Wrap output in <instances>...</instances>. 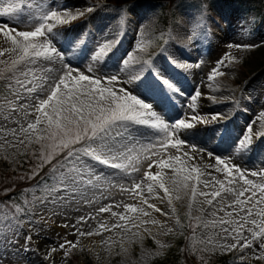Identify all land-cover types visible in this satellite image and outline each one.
I'll return each mask as SVG.
<instances>
[{"label": "rangeland", "instance_id": "obj_1", "mask_svg": "<svg viewBox=\"0 0 264 264\" xmlns=\"http://www.w3.org/2000/svg\"><path fill=\"white\" fill-rule=\"evenodd\" d=\"M207 1L184 2L176 18L166 22L165 14L169 13V7L161 8L154 0H129L127 4L120 5L114 4L115 0H0V11L10 4L16 8L10 15L0 16V25L6 24L18 31L34 30L43 22L42 16L50 11L72 15L83 13L68 23L54 25L53 32L49 34L54 46L68 53L72 52V43L84 42L75 54H66L65 60L85 74L119 75L121 81L116 87L132 88L139 98L155 107L166 123L178 118L190 119L192 115L208 121L197 124L188 133L181 132L179 138L186 143L180 146L179 152L168 148L165 155L183 156L182 149L190 146L189 151L215 161L219 157L230 167L238 166L246 179L259 181V177L250 173H264V137L255 136L246 152H238L235 148L249 125L257 134L264 133V0H259L263 2L261 8L249 10L239 7L226 10L220 3ZM47 23L54 22L49 20ZM221 25L237 28L238 37L220 33ZM108 41L114 43L113 51L101 64H92L93 73H89L92 51L98 42ZM11 47L10 41L0 33V50ZM130 53L140 61L151 59L156 71L167 77L179 93L167 92L147 67L136 84L124 83L129 77L121 70V62ZM11 58L9 52L0 57L9 62ZM173 60L188 67H177ZM220 61L223 65L218 63ZM216 68L222 74L210 80ZM21 70L34 72L39 84L41 76L58 78L63 72V62L60 59L40 60ZM28 79L32 80L33 76L29 75ZM9 84L14 87L9 88ZM18 92L23 98L17 99ZM197 92L200 95L193 101L191 98ZM37 95H43L39 89L32 93L33 97ZM27 103L28 94L16 88L14 80L0 85L2 175L21 172L29 167L45 171L54 160L41 167L40 145L34 140L29 143L19 131L21 125L26 127L27 121L35 120V114L26 119L25 110L20 108ZM210 103L222 107L208 113L205 105ZM241 113L246 116L245 120L241 119ZM211 114H220L222 120L212 121ZM13 129L16 130L15 135ZM193 134H199L204 141L223 143L221 152L210 150ZM132 136L133 139L122 149L125 152L122 162L127 165L126 169H112L84 158L94 169L93 175L85 174L84 179H92L93 182L82 185L80 193L61 200L57 197H63V191H50L58 186L60 174L65 172L63 169L54 177L55 180H43L28 192L18 194L15 200L0 205V264H76L82 253L89 256L91 264H160V261L188 264V253L195 254L200 264H211L217 258L227 264H264V259L256 258L260 255V240H256L251 248L243 249L239 255L236 254L239 247L235 251L224 248L234 241L224 239L226 234L219 223L213 226L224 217V212L217 210L219 198L214 202L215 208L204 203V197L200 196L197 197L198 202H193L190 207V191L186 194L184 190H170L166 196L157 187L152 195L142 193L147 203L130 191L137 179L143 181L146 171L155 173L159 170L166 177L172 175L171 169H157L153 164L158 157L151 152L147 156L143 153V146L149 142L157 144L165 133L149 126H134ZM149 164H153L151 169ZM218 167L223 168V165ZM96 176L100 179L96 180ZM215 176L223 179L222 172H216ZM121 185L129 191H123ZM7 188L8 183L0 181V190L6 191ZM201 190L207 191L198 185V191ZM125 204L143 207L149 215L128 213L126 215L138 217L131 223L120 221L118 216L113 217L112 212L125 211ZM148 204L160 211L148 208ZM109 205L112 206L111 211L99 212L101 207ZM213 212L216 215H212ZM81 217L88 218L87 222L80 220ZM102 223L107 224L110 230L101 229L100 234L91 236L80 235V232H94ZM117 223L125 227L112 228ZM245 235L249 234L245 232ZM43 244L48 249H40ZM62 244L64 248L60 247ZM33 254H38L39 259L35 262L31 259Z\"/></svg>", "mask_w": 264, "mask_h": 264}, {"label": "snow or ice", "instance_id": "obj_2", "mask_svg": "<svg viewBox=\"0 0 264 264\" xmlns=\"http://www.w3.org/2000/svg\"><path fill=\"white\" fill-rule=\"evenodd\" d=\"M15 10V5L10 4L0 11V16L10 15ZM82 14L78 13L77 15ZM77 15L50 11L42 16L43 22L34 30L18 31L9 28L6 24L0 25V33L12 45L11 48L0 50V57H3L6 52L12 54L10 62L0 59V66H2L0 67V80H14L15 87L28 94L29 103L20 106L25 110L26 119L29 115L35 114V120L27 121L26 127L21 125L19 131L28 139L29 143L34 140L40 145L41 167L63 154L62 158L53 164V169L64 168L65 172L60 174L58 186L51 188L50 191L52 193L63 191L64 196L57 197L62 200L70 198L73 193H80L82 185L92 184V179L85 180L84 176L85 174L93 175L94 169L84 158L112 169H126L127 165L122 162L125 156L122 149L126 148L127 143L133 139L134 126H149L165 133V137L158 140L157 144L149 142L147 146H143V153L147 156L151 152L153 156L158 157L153 161V164L157 169H171L172 175L166 177L159 170L155 173L146 171L143 181L134 182L130 191L140 196L144 203H147V198L142 195L145 184L150 195L154 194L157 187L166 196L170 190L177 192L184 190L186 194L190 191V207L193 202H198L197 197L200 196L204 197V203L215 208L214 202L219 198L220 207L217 210L223 211L224 217L214 222L213 226L215 223H219L222 226V232L226 234L224 239L234 241L224 245V248L232 250L239 247L243 250L251 248L256 240H260V255L256 258L264 259V173H250L253 177H259V181L246 179L245 173L238 166L230 167L226 161L217 157V165H223V168L216 169L217 172L223 174V179H220L195 166L191 167L189 171L184 166L181 155H165L168 148L176 149L179 152L180 146L186 143L179 138L181 132L188 133L194 130L197 124L208 121L202 120L197 115H192L190 119L187 117L178 118L166 123L155 107L139 98L132 88L116 87L121 81L119 75L94 74L91 65L101 64L108 57L114 49V43L111 41L98 42L92 51L89 57V73L93 74L78 71L68 60H65V56L66 54H75L84 42L75 41L72 43V52L68 53L67 50L62 51L55 47L52 39L49 38L54 25L68 23L76 19ZM49 20L54 23H47ZM40 38L43 40L41 41ZM236 47L243 46L237 45ZM55 59H60L63 62V72L58 78L41 76L39 77L40 83L37 84L34 72L21 70L22 67L26 69L29 65H35L40 60L52 61ZM121 63L123 65L121 70L126 72L129 77L124 83L136 84L142 79L147 67L152 70L156 79L160 81L167 92L173 95L179 93V90L167 77L156 71L151 59L140 61L130 53ZM172 63L180 68L188 67L176 60H173ZM218 63L223 65V61ZM221 74L219 68H216L209 79ZM29 75L33 76L32 80L28 79ZM21 76L24 79H20ZM29 84L33 86L28 87ZM13 87L12 84H9V88ZM37 89L43 95L33 97L32 93ZM199 95L200 93L197 92L191 99L195 101ZM21 98L23 97L18 92L17 99ZM219 115L212 116L211 120H218ZM262 118H264V114H262ZM12 133L15 135L16 130L13 129ZM257 135L264 137V133L257 134L249 125L238 140L235 149L238 152L248 151L253 144V138ZM20 142L23 143V141ZM183 156L191 158L188 153H184ZM153 164H149L150 169ZM205 176L209 178L203 179L202 177ZM95 179L99 180L100 177L96 176ZM198 185H203L207 191H198ZM121 189L129 191L123 185H121ZM137 189L141 191L138 192ZM86 203H92V201H86ZM111 207V205L101 207L99 212L111 211ZM148 208L160 211L152 204H148ZM124 209L123 213L112 212V216H118L120 221L131 223L138 217L126 215L128 213L149 215L143 207L131 204H125ZM226 209H231V211ZM212 215H216V213L213 212ZM87 219L80 218L85 222ZM152 223H156V221H152ZM124 227V224L119 223L112 225V228ZM101 229L110 230L107 224L102 223L94 232H80V235L100 234ZM245 232L249 235H245ZM66 243L71 244V242ZM60 247L64 248L65 245L62 244Z\"/></svg>", "mask_w": 264, "mask_h": 264}, {"label": "bare ground", "instance_id": "obj_3", "mask_svg": "<svg viewBox=\"0 0 264 264\" xmlns=\"http://www.w3.org/2000/svg\"><path fill=\"white\" fill-rule=\"evenodd\" d=\"M230 29V30H229ZM236 30H237V28H234L233 27V29L231 28V27H222L219 31H220V33H224V34H226V35H229V36H231L232 38H235V37H238V32H236ZM199 84L201 85L202 84V81L201 82H199ZM222 97V96H221ZM227 99H229L230 97H226ZM222 99H223V97H222ZM222 102V101H221ZM178 106V105H177ZM205 107H207V109L205 110L206 112H208V113H212L211 111H213L214 109H221V107L222 106H220V105H217V104H211L210 103V105H205ZM182 109V108H181ZM185 113V112H184ZM214 115H216V114H211V117L212 116H214ZM238 115H239V113H238ZM238 115H237V117H238ZM183 116H185L184 114H183ZM245 115H243L242 113H241V119H243V120H245ZM247 117H249V116H247ZM252 118V117H251ZM219 120H222V118L221 117H219L218 118ZM253 121H255L256 119H252ZM252 121V122H253ZM193 135H196L198 138H199V141H201V142H203V145L204 146H207V147H209V149L211 150V149H214L215 151H219V152H221V147L223 146V143L222 144H219V142L218 141H210V142H208V141H204L203 140V137L202 136H199V134H193ZM189 147L190 146H186L184 149H182V151H183V154L184 153H188L189 154V157H191V158H188V157H184V156H181L182 157V159L184 160V166L190 171L191 170V167H193V166H195V167H197L198 169H200L201 171H204V172H206V173H210L211 174V176H215V174H216V169H217V166H219V165H217V163H216V161L215 160H213V159H210V158H208V157H204L203 155H201V154H199V153H193L192 151H189L188 149H189ZM213 152V151H212ZM203 179H208L209 177H207V176H205V177H202ZM140 182H142V179L140 180V179H137L136 180V183H140ZM203 186V185H202ZM141 191V190H140ZM182 191V190H181ZM143 193H144V195H148L149 193L147 192V189H146V187H144V189H143ZM40 249H48V247H47V245L46 244H43L42 246H41V248ZM40 249H38V250H40ZM40 252H41V250H40ZM241 252H238V254H240ZM33 257L34 258H31L32 259V261H34L35 262V260H37V259H39L38 258V254L36 255V254H33ZM242 260V259H241Z\"/></svg>", "mask_w": 264, "mask_h": 264}, {"label": "trees", "instance_id": "obj_4", "mask_svg": "<svg viewBox=\"0 0 264 264\" xmlns=\"http://www.w3.org/2000/svg\"><path fill=\"white\" fill-rule=\"evenodd\" d=\"M216 1H219V0H216ZM221 1L227 7H240L241 9H249L251 6H254L256 3H259L258 0H221ZM158 263L169 264L168 262H163V261H160ZM86 264H90V262L86 261Z\"/></svg>", "mask_w": 264, "mask_h": 264}]
</instances>
